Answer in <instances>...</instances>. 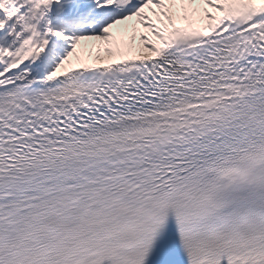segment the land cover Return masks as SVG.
Segmentation results:
<instances>
[{
	"label": "snow or ice",
	"instance_id": "6c2138e0",
	"mask_svg": "<svg viewBox=\"0 0 264 264\" xmlns=\"http://www.w3.org/2000/svg\"><path fill=\"white\" fill-rule=\"evenodd\" d=\"M0 264H264V0H0Z\"/></svg>",
	"mask_w": 264,
	"mask_h": 264
}]
</instances>
